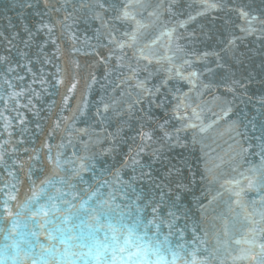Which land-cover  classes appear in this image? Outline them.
I'll return each mask as SVG.
<instances>
[{
	"label": "water",
	"instance_id": "water-1",
	"mask_svg": "<svg viewBox=\"0 0 264 264\" xmlns=\"http://www.w3.org/2000/svg\"><path fill=\"white\" fill-rule=\"evenodd\" d=\"M128 2L0 0V264H96L76 241L48 236L57 227L66 239L99 228L111 242L95 219L101 212L147 224L149 238L167 237L176 264L193 252L196 264H256L251 255L264 244V25L246 35L237 9L264 19V0H217L218 9L184 27L202 10L199 0H145L146 9H128L146 25L134 43L124 33L135 22L115 19ZM110 36L132 46L121 50ZM241 173L252 189L229 183Z\"/></svg>",
	"mask_w": 264,
	"mask_h": 264
},
{
	"label": "snow or ice",
	"instance_id": "snow-or-ice-1",
	"mask_svg": "<svg viewBox=\"0 0 264 264\" xmlns=\"http://www.w3.org/2000/svg\"><path fill=\"white\" fill-rule=\"evenodd\" d=\"M199 2L202 5V10L197 12L195 16L189 15L186 21L180 22V27H184L185 24L188 23V21L195 20L196 16L204 15L207 12L216 10L220 7V5L217 3V0H199ZM133 4L141 8H145V9L147 7L145 4V0H129V2L124 5L123 10L120 11V13L115 17V19L121 20V21L130 20V21L135 22V26L133 27L132 32L124 33V35L128 36L129 39L134 43L137 39V33L139 29L146 27V25L136 20L135 14H133V12H130L128 10ZM29 7H31V5H29ZM99 7L105 8V3H100ZM110 7H114V5H110ZM168 10L169 12L172 11L171 5ZM237 11L239 12L241 19L244 21L246 25V26H241L240 30L244 32L246 35H251L258 31V29L254 26V23H259L260 25H264V19H261L260 16L255 15V14H250L249 12L245 11L243 8L237 9ZM148 15L155 16L156 13L155 11H152V12H149ZM43 27L48 28L49 32L52 31L51 27L47 24L43 25ZM259 31L264 33V27L259 29ZM235 39L236 38L230 39L228 41V44L234 45ZM109 43H114L116 47L121 50L125 46H128V47L132 46V44L130 43H126L123 41H117L114 36H110ZM140 53L144 59H148V57L144 55L143 49H140ZM134 72L135 70L133 69V73ZM176 74L178 76H181V78L183 79H187V77H183L179 71H177ZM190 76L197 77V73L192 72L190 73ZM189 83H193V81L189 79ZM74 87H75V84H73V88ZM137 87L142 88L144 92L149 95L152 94L151 90L145 87V84L143 81H141L137 85ZM229 91H232V89L230 88ZM217 99L219 98L217 97ZM105 108H107V105L105 106ZM231 111H232L231 107L226 106L224 109H222L223 117H227L231 113ZM175 118L183 119V117L179 116L178 113L176 114ZM161 127H163V125H161ZM188 127H196V125H188ZM177 131H179V129H177ZM201 131H204V129L201 128ZM142 136L144 138L151 139V135L149 133H142ZM165 136L166 138L171 139V136L168 133H165ZM241 177L242 179L233 180V181H230L229 183L235 186H240L242 184V181L246 180L248 189H252L254 187V181L252 179H250L248 176L244 175L243 173H241ZM243 192H244V188H240L239 191H235L233 193V195H235L238 198L237 200L234 201V203L238 205L241 203L239 197L242 196ZM37 199H39V197H37ZM49 199H51V197H49ZM177 199H179V196H177ZM38 211L43 212L45 216L48 215V213L43 210V206H41L38 209ZM153 211H156V209L154 208ZM102 218H103L104 224H106L107 227L112 232L111 242H109V237L107 233L104 234L103 241L99 239V235H98L99 228H97L96 230L89 229L87 232H84V230L82 229L81 233L78 236L67 237L66 239L64 230L57 227L53 230H50L48 239L50 241L59 240V242L62 244L66 243L67 240L76 241L77 247L87 249L86 253L82 252L80 253V255L91 258V260L95 261L96 264H117L116 256L118 252L122 254L120 256V264H169V261L167 260V256L169 254H171L172 256L171 264H176L178 253L173 250L167 237H165L164 240L149 238L147 224H143L139 220H137L131 225L125 224L123 223L122 216L116 219V218H113L111 215H108L103 212H101L95 217L98 224H100ZM104 224H101V227H103ZM141 229H143V235L139 234ZM117 233L120 234L119 237L117 236ZM32 235H35V233H32ZM223 235L224 236L228 235V227H227L226 222H225L224 229H223ZM121 237H122V243L120 240ZM25 243H28L29 248H31V242L25 241ZM217 243H219V240H217ZM235 243L240 244L241 241L236 240ZM13 247L19 250V244L13 245ZM178 247H182V246H178ZM259 247L261 251L258 254L251 255L250 252L248 254L251 255L252 260H254L256 264H264V244L259 245ZM41 248L44 250V253L49 256L53 255L56 252V249L54 246L44 248V246L41 245ZM6 253H7V246L5 247V249L0 250V255L6 254ZM109 253H111V257L109 256ZM68 254L69 253L66 250L65 255H68ZM189 255L192 257V259L186 261L185 264H196L195 252L190 253ZM151 257H155V259L153 260L151 259ZM33 264H36V262L33 261ZM43 264H47V261L44 260ZM70 264H76V262L71 261ZM84 264H89V261L85 260Z\"/></svg>",
	"mask_w": 264,
	"mask_h": 264
}]
</instances>
